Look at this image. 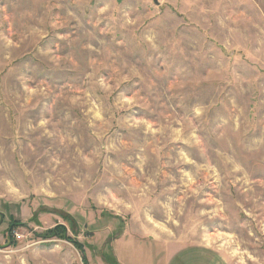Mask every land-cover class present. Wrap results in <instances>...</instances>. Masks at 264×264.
I'll use <instances>...</instances> for the list:
<instances>
[{"label":"rangeland","instance_id":"obj_1","mask_svg":"<svg viewBox=\"0 0 264 264\" xmlns=\"http://www.w3.org/2000/svg\"><path fill=\"white\" fill-rule=\"evenodd\" d=\"M0 264H264V0H0Z\"/></svg>","mask_w":264,"mask_h":264},{"label":"trees","instance_id":"obj_2","mask_svg":"<svg viewBox=\"0 0 264 264\" xmlns=\"http://www.w3.org/2000/svg\"><path fill=\"white\" fill-rule=\"evenodd\" d=\"M12 223H14V222H12ZM12 227V226H11ZM62 228V227H61ZM9 229V228H8ZM60 230H63V228L62 229H60ZM12 230H9V233L11 232ZM57 231H59V228H55L54 227V229H52V231H48V233L47 234H49L50 232V234L49 235H56V234H58L59 232H57Z\"/></svg>","mask_w":264,"mask_h":264},{"label":"water","instance_id":"obj_3","mask_svg":"<svg viewBox=\"0 0 264 264\" xmlns=\"http://www.w3.org/2000/svg\"><path fill=\"white\" fill-rule=\"evenodd\" d=\"M156 2V1H155Z\"/></svg>","mask_w":264,"mask_h":264}]
</instances>
